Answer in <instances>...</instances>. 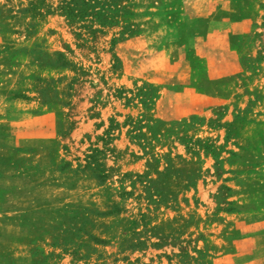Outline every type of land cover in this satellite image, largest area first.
<instances>
[{"label": "rangeland", "instance_id": "1", "mask_svg": "<svg viewBox=\"0 0 264 264\" xmlns=\"http://www.w3.org/2000/svg\"><path fill=\"white\" fill-rule=\"evenodd\" d=\"M65 1L0 0V264H264V0Z\"/></svg>", "mask_w": 264, "mask_h": 264}, {"label": "trees", "instance_id": "2", "mask_svg": "<svg viewBox=\"0 0 264 264\" xmlns=\"http://www.w3.org/2000/svg\"><path fill=\"white\" fill-rule=\"evenodd\" d=\"M78 0H68L65 1L63 5V11L64 13L71 18L79 17L81 18H87L91 16V14L94 16V18L100 20L102 23H106V21H102L103 16L105 15V9L101 7H96V3L92 6L90 3L88 4L87 0L83 1V7L80 9L79 7L75 8L74 4L77 3ZM79 8V9H78Z\"/></svg>", "mask_w": 264, "mask_h": 264}]
</instances>
